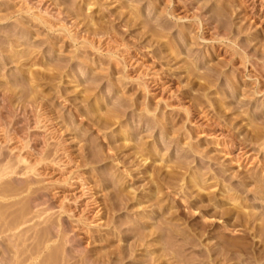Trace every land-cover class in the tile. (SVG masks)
<instances>
[{"label": "rangeland", "instance_id": "374dc122", "mask_svg": "<svg viewBox=\"0 0 264 264\" xmlns=\"http://www.w3.org/2000/svg\"><path fill=\"white\" fill-rule=\"evenodd\" d=\"M90 3L0 0V264H264V0Z\"/></svg>", "mask_w": 264, "mask_h": 264}, {"label": "bare ground", "instance_id": "6f19581e", "mask_svg": "<svg viewBox=\"0 0 264 264\" xmlns=\"http://www.w3.org/2000/svg\"><path fill=\"white\" fill-rule=\"evenodd\" d=\"M217 2V1H216ZM84 3H85V7L87 8V10H90V8H91V3H90V0H84ZM219 5V4H218ZM223 7H225V6H223ZM220 9V8H219ZM225 11V10H224ZM175 11L173 10L172 11V13H174ZM171 14V13H170ZM248 14V13H247ZM181 19V18H180ZM156 26V25H155ZM155 26H153V27H155ZM224 28V27H223ZM212 29V28H211ZM219 28H217V30H218ZM168 30V28L167 29H164V28H161L159 31L157 30V32H156V35L158 36V37H161V39H163V42H160V45H161V47H163V48H165V49H167V51L170 53V54H172V53H174V50H176V48L177 47H175V46H173V43L171 42V39H170V37H169V34L168 33H164V32H166V31ZM168 32V31H167ZM217 33H218V31H217ZM223 34H221V36L222 37H225L227 34L225 33V32H222ZM93 34V33H92ZM145 34V33H144ZM242 34V33H241ZM151 41V40H150ZM90 44H93V42H90ZM178 46V45H177ZM161 51V50H160ZM241 55V54H240ZM187 64V63H186ZM195 75V74H194ZM198 76V75H197ZM43 77V76H42ZM200 78V77H199ZM30 88V87H29ZM89 104V103H88ZM104 123V122H103ZM102 124V123H101ZM260 135V134H259ZM136 149V148H135ZM137 150V149H136ZM141 151V150H140ZM139 151V152H140ZM143 151V150H142ZM138 152V151H137ZM144 154V153H143ZM143 154H141V155H143ZM151 158V157H150ZM21 160V159H20ZM146 161V160H145ZM4 164V163H3ZM3 164H1V161H0V179H2V178H4V177H6V176H9L10 174H12L13 173V168H12V166L10 167L9 165L8 166H6V165H3ZM6 164V163H5ZM13 166H15V165H13ZM28 167V166H27ZM33 168V167H32ZM26 169H28V168H26ZM250 179V178H249ZM197 183V182H196ZM167 184V183H166ZM9 187V186H8ZM3 188V187H2ZM122 194V193H121ZM159 200V199H158ZM158 210V209H157ZM232 212V211H231ZM236 212V211H235ZM226 213V212H225ZM227 214V213H226ZM237 216V215H236ZM233 217V216H232ZM243 218V217H242ZM240 219V218H239ZM233 230V229H232ZM149 242V241H148ZM97 264L99 263V261L98 262H96Z\"/></svg>", "mask_w": 264, "mask_h": 264}]
</instances>
